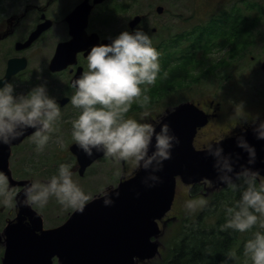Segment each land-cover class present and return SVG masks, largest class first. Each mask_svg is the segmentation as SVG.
I'll return each instance as SVG.
<instances>
[{
  "label": "clouds",
  "instance_id": "clouds-1",
  "mask_svg": "<svg viewBox=\"0 0 264 264\" xmlns=\"http://www.w3.org/2000/svg\"><path fill=\"white\" fill-rule=\"evenodd\" d=\"M107 40L85 50L86 69L71 82L70 101L78 110L71 120V139L89 157L94 151L102 152L106 158L129 163L133 172L145 170L141 183L154 187L162 182L158 173L164 161L171 159L172 150L180 144V137L163 119L176 106H170L155 120L147 110L141 111V118L129 112L134 102L144 105L148 101L147 89L161 75L162 53L142 27L125 28ZM0 81V144L10 145L31 128L35 151L42 152L52 134L58 132L61 104L49 94L45 83L17 91L11 80L0 77ZM246 131L235 135L236 146L247 153L246 162L238 170L240 153L225 152L221 143L225 137L208 143L204 150L213 158L216 180L232 194L223 206L225 219L220 229L250 232L242 244L245 264H264V174L250 167L256 163L257 151L246 138ZM251 131L256 139H264V118L253 117ZM55 138L64 143L61 136ZM121 175L116 172L117 177ZM22 193L20 197L9 177L0 171V204L12 207L27 205L41 210L54 198L65 209L83 212L92 199L102 198L109 206L115 203L113 197L120 195L115 183L102 186L95 196L86 192L67 162L58 163L56 171L44 180L28 179ZM197 204L205 201L190 199L185 207L194 209ZM237 259V251L230 249L222 264H235Z\"/></svg>",
  "mask_w": 264,
  "mask_h": 264
},
{
  "label": "rangeland",
  "instance_id": "rangeland-1",
  "mask_svg": "<svg viewBox=\"0 0 264 264\" xmlns=\"http://www.w3.org/2000/svg\"><path fill=\"white\" fill-rule=\"evenodd\" d=\"M158 6L164 8V12L160 15L156 12ZM99 11L102 12L105 18L110 20L103 21L100 24V28L107 34L125 28L127 22L134 15L148 14L150 21L148 33L152 37L154 45L162 53L160 65L162 66L165 60L168 59L166 69H161L162 74L157 78L156 83L147 89L148 101L144 105L134 102L129 114L141 118V111L147 110L151 119L157 118L170 106H177L180 103L192 101L205 104L204 102L209 99L218 100L217 96L222 92H231L237 95L238 98H230L232 101L251 103L253 107L248 112H255V106L259 99L258 89L263 84L259 64L264 55V41L262 38L264 24L256 21L255 27L250 29L249 38L250 40L255 39V41L249 46L246 57L238 62L232 61L234 60V54H231L235 49V38H239L240 34L236 35L234 40L228 43H225L224 40L215 39L213 44L210 45L209 43L206 46V49L198 47L197 41L198 34L202 28H208L206 24L210 19L209 17L213 15L221 16L222 13L227 14L228 12L238 15L237 12H241L242 15L249 17L248 20L250 22L252 20L250 19L251 17H256L258 12H264V0H113L96 9V12ZM214 12L215 14H213ZM262 15L264 16V13ZM113 18H116V20L112 24ZM156 24L157 26L162 25L161 34H153L151 32ZM210 27H214L211 21ZM165 28H167L168 46L165 49H161L160 43H162L161 39L165 33ZM34 51L37 52V55L31 59L30 74H34L32 72L35 70L34 66L44 63L45 60L44 57L38 55V52L41 51L40 48H36ZM194 52L193 60H188V56H191ZM184 55L186 58H184ZM252 57H254V60H252ZM214 64H216L215 68L219 69V75L217 76H214L212 72ZM230 64H233L232 69L229 70L230 72L232 71L234 78L226 80L222 76L223 69H227ZM174 67H176V70L180 67L179 75H182L183 70H185V75L177 82L172 81L176 75H171ZM242 69L249 74L248 81L235 76ZM27 89L29 87L23 85L21 91H26ZM243 110V107L239 108L241 114L248 113ZM71 141L70 129L67 140L63 144L57 143V141L50 145L47 144L42 152L35 151L33 143L26 145V152L24 150L20 152V161H13L14 163H12L14 178L17 180H28L30 178L44 180L56 171L58 163L67 162L71 165L74 162L73 156H68L62 160L51 159L54 153H56V156L61 153L64 154L69 149ZM37 157L40 159L38 160ZM122 169L121 161L104 157L103 160L92 165L85 177L74 174V179L78 180L86 192L95 196L102 186L113 183L118 185L120 177L116 176V172L119 171L122 174ZM189 195L190 192L179 182L175 207L171 212L172 216L182 214L184 219L183 213L185 212L188 213V218L192 221V218L203 210L205 204H197L194 209L185 207V202L193 198L189 197ZM200 199L203 198H193L192 200L198 201ZM73 211L60 206L54 198L50 199L43 209L39 210L44 215L45 228H53L63 224ZM16 212V207L0 204V230L16 216ZM184 231L185 228H180L178 221L168 228L165 237L161 239L165 255ZM3 253L4 250L0 247V261ZM160 261L161 259L157 258V260L155 259L147 264H159ZM235 264H245V257L238 258Z\"/></svg>",
  "mask_w": 264,
  "mask_h": 264
},
{
  "label": "water",
  "instance_id": "water-1",
  "mask_svg": "<svg viewBox=\"0 0 264 264\" xmlns=\"http://www.w3.org/2000/svg\"><path fill=\"white\" fill-rule=\"evenodd\" d=\"M104 1L94 0V5ZM92 7L85 1L70 17L79 12L87 21ZM157 11L162 13L163 8L158 7ZM139 20L137 16L131 27ZM40 32L38 30L33 33L22 47H28ZM65 44H61L62 47ZM26 65L25 59H12L4 79L9 80L25 69ZM163 119L180 137V144L172 150L171 159L164 161V168L158 173L163 178L161 183L154 187L142 184L141 177L145 175V170L141 169L118 185L120 195L113 197L114 204L105 206L102 198L93 199L86 204L83 212L74 211L63 225L52 229H44L41 215L31 207L18 206L20 212L16 223H10L4 231L7 249L3 264H53L55 257L58 264H139L160 257L159 238L163 232L158 222L172 209L177 178L185 185L208 181L213 188L224 187L216 180L213 158L205 150H197L193 145L198 128L207 123L204 111L194 103H182ZM32 131L29 128L24 136L11 144L20 142ZM244 134L257 151L256 163L250 167L264 174V139H256L251 130ZM221 143L225 152L240 153L236 163L238 170L246 162L247 153L236 146L235 138ZM10 145H4L7 154L6 160L0 162V170L9 177L12 187H24L28 181L14 180L9 170ZM71 151L77 156L81 172L103 156L102 152L94 151L89 157L76 144L71 146ZM18 195L22 197V191ZM27 218L31 223L24 224Z\"/></svg>",
  "mask_w": 264,
  "mask_h": 264
},
{
  "label": "flooded vegetation",
  "instance_id": "flooded-vegetation-1",
  "mask_svg": "<svg viewBox=\"0 0 264 264\" xmlns=\"http://www.w3.org/2000/svg\"><path fill=\"white\" fill-rule=\"evenodd\" d=\"M83 1L85 0H1L0 3V77L4 78L7 75L8 62L10 60L25 58L27 60V69L17 73L9 79L16 85V90L21 91L23 85L30 88L34 84L45 83L49 94L56 97L61 104L62 119L58 123V132L52 134L53 138L49 141V145L57 141L55 138L57 135L61 136L63 141L67 140L68 131L71 129V120L77 114L78 110L70 101V96L73 92L71 82L75 76L86 69L87 62L85 56L87 53L85 50L94 43L104 42L107 40V37L115 36L125 28L131 30L130 23L137 16L134 15L133 18L127 22L125 28L107 34L100 28V24L103 21L110 20L105 18L102 12H96V9L101 5H96L92 9L87 23L83 20V15L81 14L68 20V16ZM89 1L90 3L93 2V0ZM263 13L264 12H258L259 23L262 24H264ZM115 20L116 18L112 19V24ZM244 24L247 25V22ZM149 25V15L144 14L141 15V19L135 27H142L148 32ZM44 26L47 27L45 28ZM244 28L246 27L242 26L239 29L242 31ZM38 29L42 30V32L30 47H22V43L27 42L30 36ZM239 29H237L234 34H238ZM161 31V24L159 26L156 24L151 30L153 34H161ZM262 38L264 41V34H262ZM249 39L247 32L240 33V37L235 38V49L231 54H234V60L232 61L238 62L240 59L246 57L249 46L254 43L251 42L250 44ZM161 40V49L167 48V28H165V33ZM214 40L215 39L210 37V45L213 44ZM233 40L234 38H231V42ZM199 41L201 40L199 39ZM66 42H69V44L59 48L60 44ZM36 48L41 49L38 55L44 57L45 60L44 63L34 66L35 70L32 71L34 74H30L32 65L31 59L37 55V52L34 51ZM261 59L259 70L261 72L263 84L258 89L259 99L255 106L256 110L254 113L248 112V110L250 111L253 107L251 103H238L237 101H232L230 99L231 97H238L231 92H222L219 94L220 96H217L218 100L209 99L204 102L205 104H203V102L193 101L202 108L208 116L207 123L199 129L196 134L194 145L197 149H205L208 143L217 141L222 136L225 137L223 140H226L234 138L236 134L241 133L242 129H247V131L251 130L252 118L255 116L264 118V55ZM252 60H254V57H252ZM232 66L233 64H230L227 69H223L222 76H224L226 80L234 78V76H232V71L230 72L229 70L232 69ZM215 67L216 64L213 65L212 72L214 76H217L219 75V69ZM248 75L249 74L242 69L241 72L235 76L237 78L240 77L244 81H248ZM240 107H243V111L248 113L241 114L239 111ZM152 119L155 120L156 118ZM30 143L32 142L30 136H28L20 144L11 147L8 162L12 174V163L20 161V152L22 150L26 152L27 146ZM69 144V149L66 150L64 154L61 153L56 156V153H54L51 159L62 160L66 159L68 156H73L74 162L71 163V166L75 175L85 177L92 165L103 160L105 157L96 160L81 172V166L77 157L70 151L73 142L71 141ZM33 147L35 148V146ZM6 154L7 148L5 149L4 144H0V162L3 163L6 160ZM37 159L39 160L40 158L37 157ZM121 162L123 166L121 177H130L134 173L131 165L127 162ZM125 173L127 175H124ZM121 177L118 182H120ZM202 184L205 187L207 185V183ZM111 185L112 184H108L107 186L110 187ZM14 189L18 190V193L22 190L21 187H16ZM207 195H205V197H208ZM16 211V216L7 223L16 221L20 212L18 207H16ZM27 223H31L28 218L24 221V224ZM3 229L4 227L0 231H3ZM0 247L4 250L3 257L0 261L1 264H3L6 245L4 241H2V238L0 240Z\"/></svg>",
  "mask_w": 264,
  "mask_h": 264
},
{
  "label": "trees",
  "instance_id": "trees-1",
  "mask_svg": "<svg viewBox=\"0 0 264 264\" xmlns=\"http://www.w3.org/2000/svg\"><path fill=\"white\" fill-rule=\"evenodd\" d=\"M206 27L209 29L210 25ZM235 31H228L227 34L222 32L220 36L225 38L224 40L227 37L226 42H229L235 36ZM179 72L180 67L178 70H176V67L172 69L171 75L176 74L172 79L173 82H177L185 75V70H183L182 75H179ZM203 189L202 185H196L192 188V196L190 197H195ZM231 196L232 194L224 188L213 193L206 200L203 210L193 217L192 221L188 218V213L184 212L185 220L183 224L186 225L185 231L179 239L175 240L170 251L163 255V259L159 264H222L225 255L230 249H235L238 253V258H242L243 241L251 233H239L231 229L221 230L219 227L224 223L225 219L223 206L225 203L230 202L229 198Z\"/></svg>",
  "mask_w": 264,
  "mask_h": 264
}]
</instances>
